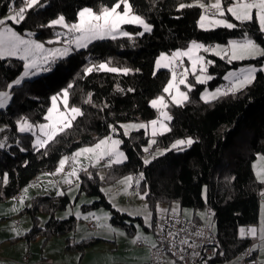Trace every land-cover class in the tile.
<instances>
[{
    "label": "trees",
    "instance_id": "trees-1",
    "mask_svg": "<svg viewBox=\"0 0 264 264\" xmlns=\"http://www.w3.org/2000/svg\"><path fill=\"white\" fill-rule=\"evenodd\" d=\"M19 2L16 0L17 5ZM180 2L192 0H131L134 11L153 26L151 33L133 35L131 39L95 40L86 49L74 50L58 59L51 71H41L36 78L24 80L12 90L9 105L0 109V126L4 129L0 131V140L6 138L5 149H0V202L17 195L39 174L54 169L61 156L71 155L108 135L109 124L146 122L155 118L157 111L150 107L149 101L162 94L169 74L168 70L153 74L154 61L160 53L185 49L193 40L206 45L226 43L231 39H242L243 33H248L264 47V35L255 22L239 24L231 30L220 27L205 31L197 25L202 10L192 7L177 11ZM9 3L10 0H0V18L9 12ZM41 3L44 7L37 6L29 11L24 22L18 25L11 21L8 23L18 33H34L35 40L46 42L53 40L61 28L42 25L59 15H64L68 23L75 22L82 8L99 10L102 6L111 5L113 0H41ZM140 29L134 25L123 26V30L131 34ZM210 58L214 62L208 65V72L213 75L210 87L221 85L223 76L240 64L258 67L264 64V58L232 63L213 55ZM104 61H111L110 66L127 67L133 71L127 75L103 71L83 75L86 65ZM23 63L13 57L0 60V90H5L8 82L22 75ZM255 75L251 85L235 95L221 96L211 103L200 99L204 84H196L183 106L167 109L173 116L171 131L158 135V143L151 151L156 147H169L177 139L194 138L196 143L184 151H168L145 166L142 146L146 145L148 136L143 130L133 131L129 137L121 135L124 140L121 150L128 157L125 163L111 168L89 167L92 179L80 173L78 195L82 193L94 198L90 204L81 205L82 212L103 207L111 215L109 222L132 236L136 226L134 222L142 225L141 219L114 209L106 200L101 186L114 183L125 175L139 176L143 172L144 180L138 189L144 191L147 188L149 196L146 200L151 208L157 203L166 204L168 209L172 204H178L180 210H192L194 215L191 219L197 222L203 219L195 212L211 208L217 252L223 253L219 259L225 262L236 260L248 246V238L241 239L238 230L257 223L259 196L264 187L256 180L252 169L257 154L264 155V72L258 71ZM69 83L74 84L69 90V103L80 107L84 115L73 121V126L47 149L37 152L32 147L31 134L17 132V121L22 118L34 124L45 121L43 117L51 105V97ZM89 93L92 98L90 104L84 102ZM105 104L107 107H103ZM21 148L26 151H21ZM45 151L47 155L43 154ZM101 171L104 180L99 178ZM4 173L8 174L7 184L3 183ZM65 189L62 190L65 192ZM70 203L66 194L33 196L28 204L31 207L27 205L18 212L19 216L31 222L30 229L20 238L31 242L40 237L42 242H46L51 237L62 236L66 240L65 249L78 252L103 241L96 237L72 240L69 235L75 230L76 218L59 219L55 216ZM41 215L46 218L42 219ZM144 230L152 231V227H144Z\"/></svg>",
    "mask_w": 264,
    "mask_h": 264
},
{
    "label": "snow or ice",
    "instance_id": "snow-or-ice-1",
    "mask_svg": "<svg viewBox=\"0 0 264 264\" xmlns=\"http://www.w3.org/2000/svg\"><path fill=\"white\" fill-rule=\"evenodd\" d=\"M37 6L44 7L41 0H20L19 5L16 4V0H10V3L7 5L9 9L8 14L0 18V60L16 57L24 61L22 75L8 82L5 86V90H0V109H4L9 105L12 99V90L20 86L26 78L35 76L41 71H51L53 64H55L58 59L68 56L73 50L87 48L90 43L98 39L110 38L115 40L118 37H128L131 39L133 35L143 36L145 33H151L153 30V26L149 24L142 15L134 11L131 0H113L111 5L102 6L99 10H93L90 7L82 8L77 13L78 19L72 23H68L64 15H59L57 18L50 20L48 24L42 25V27H60L65 31L56 32L55 40L40 42L31 38L34 36V33L29 32L20 34L8 23L11 21L12 24L18 25L24 22L27 18V13ZM192 7H199L202 10L198 19V26L202 30L210 31L220 27L231 30L237 28L239 24L255 22L261 35H264V0H227V3H225V0H192V2L189 3L180 2L177 11ZM229 16L231 20L226 18ZM124 25L139 26L142 28V31L131 34L123 30L122 26ZM46 43H62L65 46L60 48H47L45 47ZM201 52L213 53L214 55L220 56L221 59H227L228 63L264 58V47L252 39L248 33H243L242 39L229 40L225 46L218 44L214 46L205 45L204 43L193 40L185 49H176L171 53H161L155 61V71L153 74L155 75L156 71L160 69H168L171 75L170 79L167 80L165 86L162 88V94L149 101L150 107L155 109L158 115L146 122L120 123L118 125L109 124L108 135L98 139L90 146L77 149L71 156H63L58 161V165L54 172L45 173V175L48 176H61L59 181L48 182L52 187L56 188V195L64 196L66 194L59 188V184L61 183L69 186V192H71L73 188L79 190L81 172L85 173L89 179H92L93 174L89 171V167L96 168L98 166H103L111 168L113 165L125 163L128 157L126 153L121 150V145L124 143V140L120 138L121 135L123 137H129L133 131L143 130L145 135L148 136L146 145L142 146V151L144 153H150V158L143 159V164L145 166L168 151H184L186 148L196 143L194 138L187 137L175 140L169 147L163 149L156 147L154 151H151L153 146L158 143L156 137L171 131L170 123L173 120V116L170 115L167 109L170 106H183L189 100V93L195 88L196 84L202 85L213 79V76L208 74L207 65L214 62L200 55ZM185 58L188 64H190V68L188 64L185 63ZM110 65L111 61L89 63L83 68V75H89L93 73V71L127 75L133 71L127 67L120 68ZM258 71L264 72V64H261L259 68L256 66H249L241 68L238 71H230L224 77L225 80L229 81V87L225 89L217 88L212 92L205 90V92L201 94V99L205 103H211L221 96L230 94L235 95L255 81V74ZM189 75L195 77V84L189 82ZM181 85L184 86L186 91L181 90ZM73 87L74 84L69 83L60 93L51 97V106L47 109V113L43 117L47 123L34 124L30 123L26 118L17 121V131L19 133L31 134V136L35 137L32 147L37 152L41 149H47L51 143L56 141L58 136L73 126V121L84 115L80 107L70 105L69 103V90ZM128 91L134 90L128 89ZM84 102L89 104L92 103L90 93ZM103 107H107V104ZM101 110H103V108H101ZM149 129L150 135H148ZM3 130L4 129H0V131ZM5 147L6 138L0 141V149H5ZM20 150L26 151L24 148ZM43 154L47 155V152L45 151ZM257 160L264 162V155L257 154ZM83 161H87L88 163L85 164ZM66 168L69 170L65 171ZM253 169L256 180L264 184V168L257 170V165L253 164ZM97 175H99V173H97ZM99 178L101 180L105 179L103 175H100ZM7 180L8 174L4 173L3 183L7 184ZM143 180L144 173L140 172L138 178L133 175H127L119 180L118 183L124 186V191L127 193L130 189L133 191L138 189ZM27 191V188L23 189L25 195L19 198L21 207L24 206V201L27 199ZM135 194L141 200H146L149 196V191L145 188L143 192L135 191ZM73 199H75V197H73ZM113 206L115 207V205ZM28 207H31V205H28ZM157 211L160 213H169L170 211L171 216L176 217L180 213V207L177 204L169 210L161 209L159 205H157ZM127 214L129 216H142L145 227L151 228L153 226V213L149 211L147 204L143 206L142 210L127 212ZM68 215H72L71 210L68 211ZM75 215L77 219L81 217L80 212H76ZM89 218L99 222L101 219H110V215L102 214L101 216H96L95 213L84 215V219ZM201 218L203 219L204 216L202 215ZM98 226L104 228L106 231L124 235V233L118 232V230L113 228L110 224L98 223ZM158 227L161 233L165 231L162 225H158ZM136 228L137 233L132 240L133 244L144 242L149 243L153 248L157 247L156 242L143 233L140 225H136ZM181 230L187 232V229ZM16 234L20 235L21 233L16 232ZM192 234L203 236L202 231H196ZM176 235L177 233L171 230L167 232V237L173 238L169 241L172 248L176 247L174 239ZM239 236L241 239L249 237L257 238L258 236L261 244L253 245L248 250V254L250 255L252 252L260 250L261 254L264 255V222H261L259 227L252 226L247 230L241 227L239 229ZM180 243L188 245L191 248L197 246L194 243L189 244L188 239H183ZM183 251L184 250L181 249L180 252H173V255L178 256L179 260L182 261L184 260V256L181 254ZM193 255H198V253H193ZM220 255H223V253H220ZM170 264H177V262L172 260ZM250 264H264V260L257 261L253 259L250 261Z\"/></svg>",
    "mask_w": 264,
    "mask_h": 264
},
{
    "label": "crops",
    "instance_id": "crops-1",
    "mask_svg": "<svg viewBox=\"0 0 264 264\" xmlns=\"http://www.w3.org/2000/svg\"><path fill=\"white\" fill-rule=\"evenodd\" d=\"M224 82L228 83L226 81ZM253 164L257 165V170L264 168V162L258 161L257 157L252 162V169ZM43 175L40 174L38 176L39 178L37 177L38 179L35 178L37 181L33 186L39 184L41 178L49 180L50 176ZM59 187L63 188L64 186L59 185ZM262 193H264V187L259 196L257 223L250 227H259L260 223L264 222V194ZM38 194L39 193L33 190L27 191V199H25L23 207H21L19 203V198L25 195L23 190L14 197L0 202V264H21V259L24 256L27 257L28 264H148V260L147 262L145 259L140 261L141 253L132 243L137 233L136 226L132 236L128 235L126 232L124 235H118L116 232L107 231L105 233L106 235L96 237L103 241L82 252L66 250V240L62 236L51 237L46 242H42L40 237L31 242H26L24 239H21L20 236L30 229L31 222L28 218L23 219L19 216L18 212L29 204L33 196ZM199 217L201 218V216ZM16 232H20L21 234L17 235ZM144 232L147 233L148 231L144 230ZM69 236L75 241L91 237L89 235L77 237L74 232ZM152 240L154 241V239ZM259 244H261V241L257 245ZM142 257L144 258V255H142ZM253 259L257 261L264 260V255L258 250L254 252ZM236 260H234L235 263ZM166 264H170V262Z\"/></svg>",
    "mask_w": 264,
    "mask_h": 264
},
{
    "label": "rangeland",
    "instance_id": "rangeland-1",
    "mask_svg": "<svg viewBox=\"0 0 264 264\" xmlns=\"http://www.w3.org/2000/svg\"><path fill=\"white\" fill-rule=\"evenodd\" d=\"M8 14V13H7ZM6 14V15H7ZM201 14V13H200ZM200 14H199V16H200ZM199 16H198V18H197V25H198V19H199ZM4 17V16H3ZM78 18V17H77ZM226 18H228L229 19V17H226ZM231 20V19H230ZM233 22V21H232ZM135 26V25H134ZM199 27V26H198ZM200 28V27H199ZM201 29V28H200ZM63 31H65L64 29H62L61 28V30L59 31V32H63ZM140 31H142V28L140 29ZM21 34V33H20ZM26 38H28V37H26ZM31 38H33V36L31 37ZM252 38V37H251ZM34 39V38H33ZM56 39V37L53 39V40H55ZM105 39H109V38H105ZM253 39V38H252ZM104 40V39H103ZM232 40V39H231ZM236 40H239V39H236ZM227 43L228 42H226V43H215V44H213V46L214 45H222V46H225V45H227ZM206 45V44H205ZM65 45H63L62 43H60V44H45V47H47V48H60V47H64ZM84 49H86V48H84ZM79 50H82V49H79ZM74 51V50H73ZM71 53V52H70ZM69 53V54H70ZM162 53H166V52H162ZM171 53V52H170ZM161 54V53H160ZM159 54V55H160ZM159 55L156 57V59L159 57ZM200 55H203V56H205L206 57V59L207 60H209V61H211V58H210V55H213V56H216V57H218V58H220V56H217V55H214L213 53H204V52H201L200 53ZM13 58H16V57H13ZM156 59H155V61H156ZM221 59V58H220ZM155 61H154V66H153V69H154V71H155ZM24 62V61H23ZM185 63L186 64H188V62H187V60H186V58H185ZM188 66H189V68H190V64H188ZM249 66H256V65H254V64H246V63H243V64H240L236 69H233V70H231V71H238L239 69H241V68H246V67H249ZM257 68H259L258 66H256ZM160 70H168V69H160ZM207 70H208V65H207ZM169 71V70H168ZM157 72V71H156ZM41 74V72H39L37 75H35V76H30V77H28V78H26L25 80H32V79H34V78H36L37 76H39ZM208 74H210L209 72H208ZM228 74V73H227ZM227 74H225L224 76H223V80L224 81H226V82H228L229 83V81H227V80H225L224 79V77L227 75ZM170 71H169V74H168V79H170ZM211 76H213L212 74H210ZM188 80H189V82H191V83H193V84H195V77L194 76H192V75H189L188 76ZM209 82L210 81H208L207 83H205L204 84V87L203 88H201V90H200V99H201V94L202 93H204L205 92V90H207L208 92H212V91H215L217 88H220V89H222L221 88V85H218V86H215V87H210L209 86ZM196 86V85H195ZM181 90H185L186 91V89H184V86L183 85H181ZM202 100V99H201ZM203 101V100H202ZM58 102H59V98H58ZM51 106V105H50ZM5 109V108H4ZM170 113V112H169ZM157 115H158V113H157ZM41 123H47L46 121H43V122H41ZM125 123H133V122H125ZM135 123H139V122H135ZM37 124H40V123H37ZM3 127H1L0 126V129H2ZM18 132V131H17ZM19 133V132H18ZM19 134H21V133H19ZM148 135H150V129H149V133H148ZM3 140H5V139H2V140H0V141H3ZM34 140H35V137H33L32 136V139H31V144H33V142H34ZM92 145V144H91ZM87 146H90V145H87ZM7 147H8V145H7ZM83 147H86V146H83ZM145 156H144V158H150V154H148V153H145L144 154ZM63 156H65V155H63ZM63 156H61V158L63 157ZM68 156H71V155H68ZM60 158V159H61ZM143 158V159H144ZM59 159V160H60ZM58 160V161H59ZM85 164H87L88 162L87 161H83ZM57 165H58V162L56 163V166L54 167V169H52L51 171H49V172H54L55 171V169H56V167H57ZM98 167H102V166H98ZM69 170V169H68ZM49 172H45V173H49ZM45 173H41V175H43V176H46L45 175ZM100 174L101 175H104V173H103V171H101L100 172ZM40 175V174H39ZM38 175V176H39ZM37 176V177H38ZM125 176H127V175H125ZM125 176H123V177H125ZM36 177V178H37ZM123 177H121L119 180H121ZM134 177H139V176H135L134 175ZM39 178V177H38ZM37 178V179H38ZM49 178V177H48ZM37 179H35L36 181H37ZM61 179V176H50V178H49V180H44V179H42L41 178V181L39 182V184H37L36 186H33L34 184H36L35 182L34 183H31V185H28L27 187H25V188H28V192H29V190H33V191H36L37 193H39L40 195H45V194H47V195H56V189L54 188V187H52L48 182L49 181H59ZM118 180V181H119ZM118 181H116V182H114V183H111V184H106V185H103V186H101V189H103V194H104V196H105V198H106V200L111 204V206L114 208V209H120V210H118V211H120V212H122V213H126L127 214V212H135V211H137V210H142L143 209V206L145 205V204H147L148 205V208H149V211H151L152 213H160V212H158L157 211V205H159V208H161V209H168L167 208V206H166V204H164V203H157L155 206H154V208H151L150 206H149V204H148V201L147 200H141L136 194H135V191H139V192H143V190L142 189H136L135 191H133V190H129L127 193L124 191V186L123 185H121V184H119L118 183ZM59 185H63L64 187H67L66 189H65V193H66V195L69 197V199H70V205L64 210V211H58L56 214H55V216H56V218H59V219H66V218H68V217H70V216H73V217H75L76 218V215H75V213L76 212H80L81 213V217L79 218V219H77L76 218V224H75V230H74V233L76 234V236L77 237H80V236H82V235H89V236H91V237H99V236H103V235H106L105 233L107 232L104 228H102V227H99L98 226V223H106V224H110L113 228H115V229H117L118 230V232H122V233H125V231L123 230V229H121L120 227H118V226H114V225H112L110 222H109V219L108 220H104V219H101L99 222H97V221H95V220H93L94 221V223L96 224V230H90V229H88L87 227H86V225H85V220H88V219H84V215H86V214H89V213H95L96 214V216H101L102 214H109L110 215V213H109V211L107 210V209H105V208H103V207H100V208H97V209H94V210H90V211H88V212H86V213H83L82 212V208H81V205H84V204H90L93 200H94V198H90V197H87V196H85L84 194H79L78 195V190H76L75 188H73V190L71 191V192H69L68 191V189H69V186L68 185H66V184H59ZM31 186V187H30ZM63 187V188H64ZM61 190L63 189V188H61V187H59ZM73 197H75V199H73ZM113 205H115V207L113 206ZM176 204H172V206L169 208V209H171L173 206H175ZM69 210H71V212H72V215H68V211ZM121 210H126V211H121ZM198 216H201L202 217V215L204 216V212H199V211H197V212H195ZM180 214L181 215H183L184 217H186V218H191V217H193V215H194V212L192 211V210H190V209H186V208H183V209H181L180 210ZM111 216V215H110ZM133 217H139L140 219H141V222H142V225H140V224H138L136 221L134 222V224L135 225H140L141 226V228H142V230H143V233L146 235V236H148V237H150V238H152L153 239V233H152V231L151 230H149L147 233L146 232H144V220H143V217L142 216H133ZM23 219L24 218H26V217H22ZM41 218L42 219H45L46 218V216H44V215H41ZM89 219H91V218H89ZM212 227L215 229V227L212 225ZM250 227V226H249ZM241 228V227H240ZM239 228V229H240ZM243 228H245V227H243ZM137 230V229H136ZM109 232V231H108ZM238 234H239V230H238ZM117 237H119V236H117ZM135 237V236H134ZM143 243V245L142 246H139V247H137L135 244H134V246H135V248H138L139 249V251H140V261H142L143 259H145L146 260V262H147V260L149 259V248H150V244L149 243H144V242H142ZM142 255H144V258L142 257ZM226 263H228V264H232V263H234L235 264V262L234 261H228V262H226ZM149 264V263H148Z\"/></svg>",
    "mask_w": 264,
    "mask_h": 264
},
{
    "label": "built area",
    "instance_id": "built-area-1",
    "mask_svg": "<svg viewBox=\"0 0 264 264\" xmlns=\"http://www.w3.org/2000/svg\"><path fill=\"white\" fill-rule=\"evenodd\" d=\"M229 87V83L223 82L221 88L225 89ZM68 168L65 169L67 171ZM36 183L35 178L30 183ZM213 211L207 207L204 211L203 221L197 222L193 219L186 218L179 213L178 216L172 217L171 213H154L152 233L153 239L156 242L157 247L149 248V264H166L172 260H175L177 264H226L225 261L219 259V253L217 252V241L212 227ZM178 221V222H176ZM190 221V222H189ZM85 225L90 230H96V224L93 219L85 220ZM158 225H162L165 229L163 233L160 232ZM249 227H245L247 230ZM181 229H187V232ZM171 230L177 235L175 236L176 247L172 248L169 241L172 237H167V232ZM196 231H202L203 236H196L192 233ZM167 237V238H166ZM188 239L189 244L197 245L195 248H191L188 245L180 243L181 240ZM260 242L259 238H248V246L237 256L235 264H250L253 260V252L249 255L248 250ZM137 247L142 246V242L135 243ZM184 256V260H179L178 256H174L173 252H180ZM198 253V255H193ZM21 264H28L27 257L24 256L21 259Z\"/></svg>",
    "mask_w": 264,
    "mask_h": 264
}]
</instances>
